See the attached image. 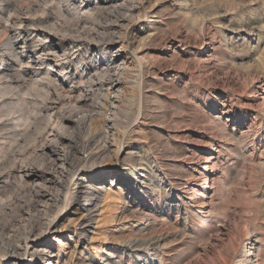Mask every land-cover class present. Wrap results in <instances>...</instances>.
<instances>
[{"label":"rangeland","instance_id":"374dc122","mask_svg":"<svg viewBox=\"0 0 264 264\" xmlns=\"http://www.w3.org/2000/svg\"><path fill=\"white\" fill-rule=\"evenodd\" d=\"M30 39L42 42H35L40 62L26 48ZM14 40L22 58L1 76L5 82L13 77L14 88L41 100L50 72L54 101L66 91L75 90L73 99L87 94L93 119L88 126L75 119L65 133L72 155L89 150L95 160L74 180L112 173L96 182L102 190L86 225L73 182L67 191L59 175L37 197L30 187L10 188L15 224L22 214L29 222L44 214V193L62 205L51 207L53 230L37 241L51 247L53 262L29 254L18 261L146 264L155 254V264H242L250 249L252 261L264 264V0H0L5 54ZM50 52L65 57L64 70ZM116 58L125 61L119 88L126 97L116 104L127 113L124 129L105 123L106 88L97 85L115 74L107 70ZM32 104L26 100L29 112ZM3 118L0 135L9 129ZM99 133L114 145L110 153H101ZM30 156L24 161L38 176L52 169L48 157ZM165 232L168 248L147 251Z\"/></svg>","mask_w":264,"mask_h":264},{"label":"bare ground","instance_id":"6f19581e","mask_svg":"<svg viewBox=\"0 0 264 264\" xmlns=\"http://www.w3.org/2000/svg\"><path fill=\"white\" fill-rule=\"evenodd\" d=\"M39 25L40 24L38 23L37 27H39ZM23 26L21 27L24 28ZM19 36L21 37V33ZM35 42L38 44L41 41L40 39L38 41L34 39H30L28 40V45H27L28 47L26 46V48L29 49V51L32 53L33 52L36 53L35 48L37 45L35 44ZM43 42L45 43V41ZM16 45L17 44L15 40L8 42V45H7L8 53L7 54H5L4 51H2L0 48V120L3 118V116H5L6 117L5 120L7 121V125H8L7 127H9L7 131H5L4 133H1L0 135V259L7 258L5 260L7 261L5 264H16V263L24 264L18 261V259L25 258L27 254H29V256H34V257L39 256L40 260H43L48 263H52L53 262L52 256L54 255V251L51 249V247H48V246L39 249L41 244L40 242H37V241L40 240L42 232H50L53 230L52 221H50L48 217H49L51 207L55 204L60 205L59 204L60 200L59 202H57L59 197L44 193L42 197L46 203L45 208H44V214L42 213L40 214L38 211L37 216H35L36 218H34V220L32 219L34 222H29L30 220L29 218L31 217L29 216L27 218L24 217V215H27V213L22 214L20 216L21 217L20 220H18L19 219L18 217L17 219L18 221L16 220L17 223L15 224V220L13 219L15 217L13 218L11 217L14 205L12 204L11 201L7 200L6 198L8 193H10L13 186L15 187L16 185L18 186L22 185L26 188L30 187L33 190L32 193L34 194V196L37 197V195H42L43 192H41L42 190L41 188H43V186L57 185L58 181L55 179V175H59V177L58 176L56 177L59 178V180H62V184L65 185L68 189L67 191L74 189L73 193L75 194V196L82 199L81 206L86 212V214L83 215V218H81L82 219L81 225H86L87 221H89L88 219L91 217L92 212L95 210V207H94L95 199L97 195L100 193V191L102 190L101 188H98L96 186V182L98 180L101 181L102 178L105 179L104 177L106 176H111L112 173L110 172L103 173L99 179H96V180L94 179L93 181L94 183H92L91 180H89L87 181V184H84L86 182V179H84V182L81 181V179L76 180V181L74 180V177H76L77 175L85 176V174H83V167L86 166L95 157V154H93L92 152H88L89 150L84 151V153L78 158L72 155L68 151V149L70 148V145H72L74 141H72L71 139H68V136L65 133V132H68L67 130H69V128H71L68 126V124L73 123V121L76 122L75 119H77L79 124H85V125H87V122L90 119H93L92 115L88 114L89 110L87 111V109L91 106L90 104L87 103V101L84 98L85 95L87 94L80 96L79 98L77 97V99H73L74 96L72 95L75 90L74 91L72 90L69 92L66 91V94L62 95L63 98L61 100L58 101L57 99V101H54L53 94H52L53 92L51 93V90L53 88L51 87L54 84L55 79L50 77L49 75L50 72L46 73L45 76H43L42 78V80L44 81V84L42 85V87L44 86V88H42L44 94L42 95L43 98L41 100L31 98L29 94H26V93L23 94L21 91L22 88L21 89L14 88L15 85H14V81L12 80L13 74L10 75V77L12 78L9 81L5 82L6 79L3 80L2 79L3 77L1 78V76L5 75V71H9L13 73L15 71L14 61H19L22 58L21 52L17 53ZM4 49L5 48H3V50ZM45 55H47V53ZM50 56H53L52 60L59 63L60 65L58 66H60L61 70H64V68L61 65L62 63L61 61H63L65 57L63 56L64 58H62L60 57L61 55L60 56L56 55V52H54L53 54L51 53ZM57 56L60 58H57ZM41 57L42 56L36 57L34 55V57L33 58L31 57V58L34 61V63H36V62H40ZM113 63L118 64L117 67L115 68L107 67L109 68L107 71L111 73L113 72L115 74L112 75L110 73L111 74L110 76H108L106 79L104 78L105 81H103L102 83H98L97 85H99L100 88H104V89L106 88L104 91L105 93L103 92L104 93L103 95H104V100L105 102H107V104L104 102L101 103L102 106L103 105L109 106V114L104 120L105 123L107 125L117 124L120 126L121 129H124L125 120H122V118L123 116L125 117L127 113L125 112V110L119 109L118 105L116 104L120 102L122 99H124V97H126L125 96L126 94H124V92L121 91V89L119 88V85L121 84L125 61L119 58H116ZM17 82L19 81L17 80ZM25 99L29 103H34L29 107L31 108V112H29L27 108H25V103H26ZM95 104L97 105V103ZM95 108L93 106V110ZM80 112H81V117L78 116V114L80 115ZM50 121H54V123L50 125ZM4 127H6V125ZM91 127L93 126L91 125ZM1 131L3 130L0 129V132ZM87 131L89 130L87 129ZM100 136L103 137L104 135L100 134L99 138ZM103 138L105 139V142H104L105 145H103V148H101L102 145L99 146L100 151L101 153H106L108 151L110 153V149L113 144L109 145L110 142H108L109 140L108 137L105 138L104 136ZM88 139L90 141V138ZM94 139L96 140V138ZM13 140H15L14 143L11 142ZM27 141H31L32 144L30 143L31 144L30 147H24V143H26ZM111 141L113 140L111 139ZM93 145H96L95 142ZM30 153H31V156L36 155L37 157L39 155L40 157H44V158L48 157L52 163L51 164L52 169L51 170L49 169L50 171L41 170V173L38 176L36 172L33 171L31 167L28 164H26L24 161L25 156L29 155ZM31 156L30 158H33ZM87 179L89 178L87 177ZM72 182H73L74 187L70 189V185ZM49 193L51 194V192ZM62 194H65V193H62ZM36 202L38 203V199ZM28 203L26 206H28ZM61 206L62 205H60V207ZM60 207L57 206L59 210H60ZM29 209L31 210V208ZM23 211L21 210V207H20L19 213H22ZM150 216H152L153 218L157 217V213L155 211L150 210ZM7 218H9L10 220H7ZM1 219H4L3 223H1ZM155 219L156 218H154V220ZM85 228L86 227L84 226V229ZM166 233L167 232H165L163 235H159L156 237L154 236L155 238L152 239L150 245L146 247L147 251L158 250L160 248L164 250L168 248L169 245L167 243ZM42 242L43 241H41V243ZM252 254L253 253L250 251V249L245 250V253H243L241 256L242 259L238 260V262L242 264H255L251 258L253 256ZM148 256L149 257L145 259L146 264H155L157 261V256L155 254L148 255Z\"/></svg>","mask_w":264,"mask_h":264}]
</instances>
